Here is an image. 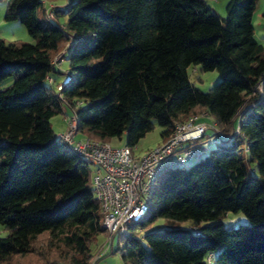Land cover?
I'll return each instance as SVG.
<instances>
[{"label": "trees", "instance_id": "1", "mask_svg": "<svg viewBox=\"0 0 264 264\" xmlns=\"http://www.w3.org/2000/svg\"><path fill=\"white\" fill-rule=\"evenodd\" d=\"M254 1L226 0L218 16L205 0H65L51 18L42 0L5 1L2 18L31 41L0 38V82L11 78L0 87V264H88L104 235L90 167L49 122L74 99L77 131L93 139L122 135L133 146L154 123L163 139L175 121L205 113L229 141L152 188L143 216L116 236L128 264H264V46L252 35ZM188 66L217 80L201 91ZM65 72L58 91L45 79ZM227 211L245 222L224 225ZM157 218L168 226L145 230Z\"/></svg>", "mask_w": 264, "mask_h": 264}, {"label": "built area", "instance_id": "2", "mask_svg": "<svg viewBox=\"0 0 264 264\" xmlns=\"http://www.w3.org/2000/svg\"><path fill=\"white\" fill-rule=\"evenodd\" d=\"M51 6H46L44 10L49 18L52 17ZM54 63L59 65L60 60L54 59ZM45 79L58 91L68 81L69 75L65 72L56 83L48 76ZM79 103L74 99L72 106H65L66 112L62 114L64 128L57 133V137L83 157L90 167L91 192L97 202L107 246L113 234H124L128 224L143 216L153 182L168 170L182 167L185 162L205 153L207 149L202 141L204 131L209 126L216 130L213 124L198 119L206 116L200 113L175 121L171 132L153 148L134 154L124 143L111 145L106 140L84 135L74 138L77 119L73 109Z\"/></svg>", "mask_w": 264, "mask_h": 264}, {"label": "rangeland", "instance_id": "3", "mask_svg": "<svg viewBox=\"0 0 264 264\" xmlns=\"http://www.w3.org/2000/svg\"><path fill=\"white\" fill-rule=\"evenodd\" d=\"M45 3H42V8H46L48 2L54 3L56 5L63 4L65 0H44ZM207 6H209L218 16H223L224 14V4L226 0H205ZM264 8V0H255L254 5L250 14V23L252 25V35L254 39L264 46V19L261 18L260 13ZM4 10L3 0H0V38L7 42H19V41H30L31 38L28 36L25 28L21 23L16 20H4L2 18ZM64 17L59 19L63 21ZM23 36V37H22ZM26 38V39H23ZM58 69L63 70L65 68V62L62 61L60 65H57ZM186 73L188 79L192 82V84L200 89L201 91H206L207 88L217 80V74L214 70L208 71H200L197 66H188L186 68ZM11 81V78H6L0 82V87L7 85ZM204 122L212 125V120L205 116L202 119ZM50 126L55 134L59 133L63 130V121L62 114H56L49 119ZM161 127L154 123L153 128L146 132L142 138H140L135 144L134 149L130 146L131 151L134 154H139L146 149L153 148L157 143L160 142L161 138L159 135V131ZM82 133L76 131L74 138L81 137ZM106 141H108L111 145H120L123 143V136L120 138L110 137ZM203 144L208 150L209 148L220 150L227 146L228 139L220 134L215 133V131L211 128V126L207 127L204 131V135L202 138ZM192 161L185 162V166L190 164ZM166 175L163 173L160 177H158L153 182V187ZM222 222L224 225L231 223L233 225L237 223L245 222L244 216L239 212H230L227 211L223 217ZM174 224V225H173ZM172 226L178 227H188L189 221H178L174 222ZM165 227L168 224L165 223L163 218H157L152 223H150L145 230L153 229L156 227ZM0 228L1 225H0ZM139 234L143 232V230H138ZM5 234V232L0 231V236ZM116 234H113L109 245L105 246L104 235L99 234L96 237V243L90 245V251L92 256L89 259L88 264H128L127 259L121 256L119 253V242L116 240ZM48 248V256L52 257L55 254L56 246L52 244L51 246L46 245ZM117 248V249H116ZM114 250V251H113ZM99 253V256L96 257V254ZM94 261L92 262V260Z\"/></svg>", "mask_w": 264, "mask_h": 264}, {"label": "crops", "instance_id": "4", "mask_svg": "<svg viewBox=\"0 0 264 264\" xmlns=\"http://www.w3.org/2000/svg\"><path fill=\"white\" fill-rule=\"evenodd\" d=\"M5 1L6 0H3V3L5 4ZM43 2L42 3H45L46 1H44V0H42ZM44 5H46V6H48V5H52V6H60L61 4H59V5H56V4H54V3H51V2H48V4H44ZM60 21H62V20H60ZM0 25H1V23H0ZM23 37V36H22ZM23 39H26V38H23ZM31 41V40H30ZM60 65V64H59ZM65 112H66V110H65ZM207 116V115H206ZM199 120H202L203 119V117H199L198 118ZM63 127H64V124H63ZM52 129V128H51ZM53 131V130H52ZM0 231H3L4 232V230L2 229V228H0Z\"/></svg>", "mask_w": 264, "mask_h": 264}]
</instances>
